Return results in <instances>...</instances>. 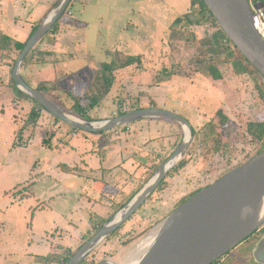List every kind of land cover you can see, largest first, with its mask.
<instances>
[{
  "label": "rangeland",
  "instance_id": "374dc122",
  "mask_svg": "<svg viewBox=\"0 0 264 264\" xmlns=\"http://www.w3.org/2000/svg\"><path fill=\"white\" fill-rule=\"evenodd\" d=\"M195 1L71 0L58 19L55 31L49 30L33 47L34 51L28 53L29 62L21 69V74L29 85L35 88L43 85L56 102L61 100L72 112L80 113L81 109L67 92L81 98L78 103L87 108L85 115L94 120L137 108L162 107L167 98L166 108L185 117L196 131L191 153L185 157L186 164L165 176L141 207L79 264H96L102 260L124 263L136 246L199 188V176L203 172L210 170L215 181L238 166L232 165L234 160L241 158L245 162L262 147L260 140L247 131L250 122L264 119V103L257 80L248 73L236 71L227 38L213 25L206 11L199 12L196 6L192 7ZM55 2L58 0H49L48 9L36 5L34 10L39 14L30 15L28 19L22 17L26 23L23 31H12L9 39L4 41V49L0 52V85L10 86L17 97L18 89L11 74L21 51L16 48L15 41L26 42ZM202 18L203 21L197 22ZM127 56H135L138 61L115 69L109 92L97 106L88 108L89 101L83 95L101 83V64L123 61ZM2 66L7 67L5 74ZM214 71L219 73L218 77H213ZM167 75L175 77L163 85L161 81ZM15 106L21 115L15 117L20 118L21 124L16 127L14 146L9 153L5 150L6 156L0 149V216L9 214L8 209L13 208L9 203L20 204L22 198L17 192L22 187L63 186L64 182L58 179L60 176L55 175L54 170L62 172L64 166L54 167L50 160L47 162L46 153H62L71 135L86 132L55 120L31 100H20ZM33 108L39 112L35 124L29 118ZM219 111L227 116L224 122ZM146 120L166 123L141 126L135 123L133 126L134 121L102 132L120 138L122 160L138 150L139 157L154 163V171L182 141L183 129L178 122L164 118ZM22 127L24 131L18 136ZM133 134L142 137L137 136L138 146L132 147L128 143L134 138ZM151 141L156 142L155 149L151 145L148 147ZM15 153L38 159L33 167L30 157L23 165L19 158H13ZM138 166V160H132L131 166L124 169L125 173L119 178L120 185L113 186L112 190L103 186L102 191L110 192V196L118 189V200L114 199V205L126 202L127 193L133 195L150 177L151 167L145 170ZM60 189L57 187L59 191L53 193V189L45 187L42 193L62 199L65 194ZM25 191L30 190L25 188ZM47 201L41 200L35 206L27 203L23 209H28L26 215L29 217L31 211ZM114 205L113 208L99 206L98 211L106 217L104 222L114 215L117 209ZM111 208L114 212L106 214ZM11 214L20 218L23 212ZM102 222L87 234L88 238L81 240L79 246L77 244L78 248L102 226ZM0 253V264H8V255L15 252L3 247ZM2 253L6 255L3 257Z\"/></svg>",
  "mask_w": 264,
  "mask_h": 264
},
{
  "label": "water",
  "instance_id": "95a60500",
  "mask_svg": "<svg viewBox=\"0 0 264 264\" xmlns=\"http://www.w3.org/2000/svg\"><path fill=\"white\" fill-rule=\"evenodd\" d=\"M71 0H58L26 41L15 61L12 80L25 95L55 118L86 132H102L146 118L176 121L182 141L152 172L146 183L70 257L79 264L109 234L121 226L159 186L182 159L193 141L190 122L175 111L137 108L102 120H88L57 108L47 96L21 75V63L52 29ZM224 34L259 74L264 83V37L252 18L250 0H203ZM263 6V2L259 3ZM264 149L201 188L173 209L159 224L156 242L137 264H210L233 249L264 223ZM262 248V245L259 247ZM96 264H117L102 260Z\"/></svg>",
  "mask_w": 264,
  "mask_h": 264
},
{
  "label": "crops",
  "instance_id": "0c3cea01",
  "mask_svg": "<svg viewBox=\"0 0 264 264\" xmlns=\"http://www.w3.org/2000/svg\"><path fill=\"white\" fill-rule=\"evenodd\" d=\"M48 4L49 0H0V39L1 36L11 35L12 31H23V26L26 23L22 17L28 19L30 15H38L39 11L34 10L35 6H46L47 8ZM2 68L5 74L7 67L2 66ZM174 77L175 75H167L161 83L167 84ZM3 78L6 80V76L3 75ZM18 96L10 86L5 83L0 85V149L3 151V154H0L5 156V150L7 149L9 153L8 150L14 146L16 129L21 124L20 118L15 117V115L21 116L15 105L20 100L23 102L30 100L19 94ZM164 102L165 105L163 104L162 107L158 105L160 106L158 108L172 111V109L166 108L167 98ZM135 123L141 126L144 123H153V125L157 123L156 125H158L166 122L141 119L132 125L134 126ZM84 133L71 135L62 150L63 152L61 151L62 153H46L47 162L50 160L49 163H53L54 167H57L58 164L64 166L62 172L56 173L54 170L55 175L60 176L58 179H62L64 182L63 186H55V184L53 186H28L25 188L30 191L25 192H23L25 188L22 187L17 192V195L19 194L22 198L21 205L14 206L9 203V206L13 207L8 209L9 214L5 213L0 216V248L5 247L15 252L8 255L10 259L8 264H66L64 259L71 256L81 240L88 238L87 234L92 233V229L99 226L100 222L106 218L98 211L99 206L113 208L114 199L118 200L116 199L118 189H114L115 193L113 192L110 196V192L102 191L103 186L112 190L113 186L120 185L119 178L121 174L125 173L124 169L131 166L132 160H138L140 169L147 170L148 167H151L152 174L154 163L151 164L147 158L139 157L138 150L133 151L131 156L122 160L118 136L108 132ZM133 135L134 138L128 144L132 147L138 146L137 139L140 135ZM154 143L156 142H149L148 147L151 145L155 149ZM18 147L22 148V146ZM29 157L32 160L31 167H33L38 159L36 156H23V154L15 153L13 158L16 160L19 158V163L25 165L26 159ZM119 166L125 168H119ZM99 184L101 185L99 186ZM45 187L53 189V191L51 190L53 193L59 191L57 187H61L65 195L63 198L61 197L62 199H58L56 196L52 198L53 194L42 193ZM130 196V193H127L125 198L128 199ZM46 199L48 201L36 207L33 212L31 211L29 217L26 215L28 209H23V207L27 203L36 205L39 201ZM120 205V203H115L114 206L118 208ZM112 208L106 214H112L114 212ZM13 211H22L23 214L17 218L16 215L11 214ZM2 255L4 257L6 254L2 253Z\"/></svg>",
  "mask_w": 264,
  "mask_h": 264
},
{
  "label": "trees",
  "instance_id": "16d2710c",
  "mask_svg": "<svg viewBox=\"0 0 264 264\" xmlns=\"http://www.w3.org/2000/svg\"><path fill=\"white\" fill-rule=\"evenodd\" d=\"M253 2H257L258 0H252ZM56 4V2H55ZM54 4V5H55ZM196 6L198 11L199 12H203V11H206L208 16L210 18H212V23L213 25H215L217 27L218 30H221L222 29L218 26L215 18L213 17L212 13L210 12V10L207 8V6L205 5V3L203 2V0H196L195 2H192V7ZM194 11V10H192ZM204 18V17H203ZM203 18L202 20H197V22H201L203 21ZM206 18V17H205ZM42 21V20H41ZM41 23V22H40ZM39 23V24H40ZM57 23V22H56ZM56 23L52 26V29H51V33L55 31L56 29ZM38 24V25H39ZM35 26L33 28V31H35V29L38 27ZM223 32V31H222ZM224 34V32H223ZM224 36L227 38L229 44H230V54H233V61H234V65H235V68H236V71L237 72H244V73H248L250 74L252 77H254L256 80H257V84H258V89H259V93H260V96L262 97V100H263V103H264V83L262 82L259 74L256 72V70L251 66V64L243 57V55L239 52V50L233 45V43L228 39V37L224 34ZM8 36H1V39H0V52H2V50L4 49V41L8 40ZM25 43L26 42H20V41H15V46L16 48H18V50H22L23 47L25 46ZM31 51H34V49H31ZM4 52V51H3ZM29 52V53H30ZM3 54V53H2ZM1 54V55H2ZM28 59V55L24 58V60L22 61L21 63V69H23L26 64L29 62ZM138 61V58L135 57V56H127L125 57V59L123 61H119V62H110V63H103L101 64V83H99L97 86L94 87V89L88 93H86L85 95H83L84 98H86L88 101H89V106L88 108H93L95 106H97L101 100V98L105 97V95L109 92L110 90V87L112 85V82H113V79H114V76L112 74V72L117 69V68H123V67H126V66H129V65H132L134 63H136ZM22 75V74H21ZM219 76V73L217 71H214V75L213 77H218ZM23 79L28 83V81L24 78V76L22 75ZM12 79V78H11ZM13 81V80H12ZM29 84V83H28ZM18 89V88H17ZM36 89H38L40 92L44 93L48 99H50L53 104L59 108L60 110L64 111V112H72L68 109L67 106H65V104L62 103V101L60 100L59 102L64 106L62 107L59 102H56L47 92V88H45L43 85H40V86H37ZM18 94L21 95L23 98H27V99H30L31 101L35 102L33 99H31L30 97H28L27 95H25L22 91H20L18 89ZM67 95H71L72 98L74 99L75 101V105L77 107H79L81 109L80 113H77V112H72L71 114H74L76 116H79L81 118H84V119H88V120H91L90 118H88L86 115H85V112L87 111V108L84 109L83 107L80 106V104L78 103L79 102V99H81L80 97H76L74 95H72L71 93L67 92L66 93ZM36 105L40 106L42 109H44L39 103L35 102ZM37 108V107H36ZM36 108H33L31 109L30 113H29V118L33 121V124H35L36 120L39 118V112H38V109ZM123 113V112H122ZM218 114L222 117V122H224V120L227 119V116H225L221 111L218 112ZM55 120H58L57 118L53 117ZM192 130H193V136H195V129L192 127ZM22 131H24V128L22 127L20 129V131L17 132V135L20 136L22 135ZM247 131L248 133L255 139L257 140H260V142L262 143V147L260 150H263L264 149V119L263 120H260V121H253V122H250L248 124V127H247ZM95 133H99V132H95ZM194 139V138H193ZM191 146L192 144L190 145L189 149L185 152L184 156L182 157V159H180V161L177 163V165L171 170V172H174L176 171L179 167L181 166H184L186 164V160H185V157L187 155H190L191 153ZM260 150L258 152H260ZM257 152V153H258ZM185 163V164H184ZM170 172V173H171ZM163 182V181H162ZM201 188L197 189L196 191H194L192 194L198 192ZM191 194V195H192ZM133 195H131L126 202H128L130 200V198L132 197ZM126 202H124L123 204H121L117 210H119ZM103 221V220H102ZM101 221V222H102ZM105 222L103 221L101 224L103 225ZM71 256H68L64 259V263H67V261L70 259Z\"/></svg>",
  "mask_w": 264,
  "mask_h": 264
},
{
  "label": "flooded vegetation",
  "instance_id": "af4514ba",
  "mask_svg": "<svg viewBox=\"0 0 264 264\" xmlns=\"http://www.w3.org/2000/svg\"><path fill=\"white\" fill-rule=\"evenodd\" d=\"M261 2H263V6H259ZM253 3L262 8L264 14V0ZM210 264H264V223L233 249L219 256Z\"/></svg>",
  "mask_w": 264,
  "mask_h": 264
},
{
  "label": "built area",
  "instance_id": "2783aa9c",
  "mask_svg": "<svg viewBox=\"0 0 264 264\" xmlns=\"http://www.w3.org/2000/svg\"><path fill=\"white\" fill-rule=\"evenodd\" d=\"M250 2L253 5V8H252V10H253V14H252L253 22H254L255 26L257 27V29L259 30L260 34L264 37V14H263V10L257 4L253 3L251 0H250ZM248 153L249 152H246V154H248ZM250 156H253V153ZM243 161L244 160L239 158L238 160H234L232 165H234V166L239 165ZM199 180L201 182L199 188H203L207 184L211 183L213 180L211 178L210 170H209V172H203L199 176Z\"/></svg>",
  "mask_w": 264,
  "mask_h": 264
},
{
  "label": "bare ground",
  "instance_id": "6f19581e",
  "mask_svg": "<svg viewBox=\"0 0 264 264\" xmlns=\"http://www.w3.org/2000/svg\"><path fill=\"white\" fill-rule=\"evenodd\" d=\"M264 210V204H263ZM158 228L153 229L128 256L127 260L122 264H137L140 257L156 242Z\"/></svg>",
  "mask_w": 264,
  "mask_h": 264
}]
</instances>
